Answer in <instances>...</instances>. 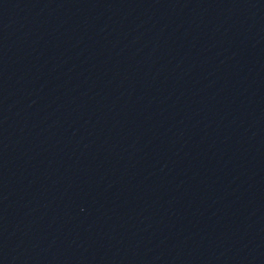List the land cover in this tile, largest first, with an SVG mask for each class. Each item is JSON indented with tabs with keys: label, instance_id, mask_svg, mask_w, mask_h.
Listing matches in <instances>:
<instances>
[{
	"label": "water",
	"instance_id": "obj_1",
	"mask_svg": "<svg viewBox=\"0 0 264 264\" xmlns=\"http://www.w3.org/2000/svg\"><path fill=\"white\" fill-rule=\"evenodd\" d=\"M0 264H264V0H0Z\"/></svg>",
	"mask_w": 264,
	"mask_h": 264
}]
</instances>
